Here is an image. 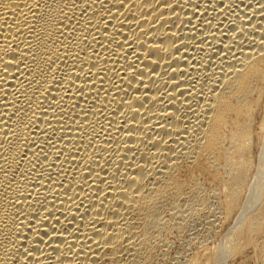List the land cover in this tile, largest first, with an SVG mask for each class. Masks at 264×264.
I'll use <instances>...</instances> for the list:
<instances>
[{
  "label": "bare ground",
  "instance_id": "bare-ground-1",
  "mask_svg": "<svg viewBox=\"0 0 264 264\" xmlns=\"http://www.w3.org/2000/svg\"><path fill=\"white\" fill-rule=\"evenodd\" d=\"M263 202L264 0H0V264H171L230 219L214 264L263 260Z\"/></svg>",
  "mask_w": 264,
  "mask_h": 264
},
{
  "label": "rangeland",
  "instance_id": "rangeland-1",
  "mask_svg": "<svg viewBox=\"0 0 264 264\" xmlns=\"http://www.w3.org/2000/svg\"><path fill=\"white\" fill-rule=\"evenodd\" d=\"M260 205L264 206V202ZM230 223H233L231 219L228 221L222 220V228L224 229H221L222 233L220 232V235L219 233H213L209 239H200L196 243H191V245L187 246L186 254L182 252V245L185 244V239L174 238L173 245L169 250L171 264H191L193 258V264H214V248L221 242V236L228 229ZM193 224L191 233H196L201 226L196 223ZM257 237L259 242L264 244V231ZM236 243L240 244V248L243 246L242 249L237 256L226 259L225 264H264V259L262 260L258 256L253 244H247L243 239L238 240Z\"/></svg>",
  "mask_w": 264,
  "mask_h": 264
}]
</instances>
